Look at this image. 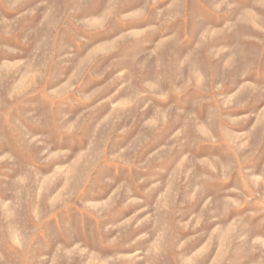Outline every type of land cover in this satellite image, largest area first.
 <instances>
[{
    "label": "rangeland",
    "instance_id": "1",
    "mask_svg": "<svg viewBox=\"0 0 264 264\" xmlns=\"http://www.w3.org/2000/svg\"><path fill=\"white\" fill-rule=\"evenodd\" d=\"M0 264H264V0H0Z\"/></svg>",
    "mask_w": 264,
    "mask_h": 264
}]
</instances>
